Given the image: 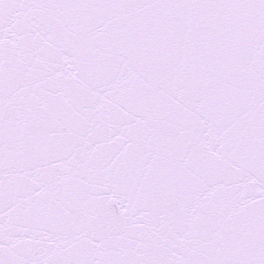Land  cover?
Masks as SVG:
<instances>
[{
    "label": "snow or ice",
    "instance_id": "1",
    "mask_svg": "<svg viewBox=\"0 0 264 264\" xmlns=\"http://www.w3.org/2000/svg\"><path fill=\"white\" fill-rule=\"evenodd\" d=\"M0 264H264V0H0Z\"/></svg>",
    "mask_w": 264,
    "mask_h": 264
}]
</instances>
